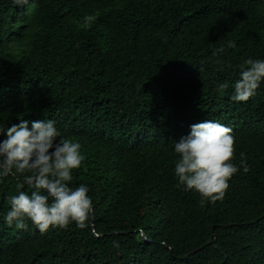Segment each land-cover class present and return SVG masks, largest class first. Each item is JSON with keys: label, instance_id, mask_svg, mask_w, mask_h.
I'll return each instance as SVG.
<instances>
[{"label": "trees", "instance_id": "16d2710c", "mask_svg": "<svg viewBox=\"0 0 264 264\" xmlns=\"http://www.w3.org/2000/svg\"><path fill=\"white\" fill-rule=\"evenodd\" d=\"M248 58L264 59V0H0V126L54 120L94 204L83 229L18 230L9 197L33 189L0 178V264H264V82L231 98ZM208 119L248 167L215 202L174 175L175 141Z\"/></svg>", "mask_w": 264, "mask_h": 264}, {"label": "clouds", "instance_id": "9594fccd", "mask_svg": "<svg viewBox=\"0 0 264 264\" xmlns=\"http://www.w3.org/2000/svg\"><path fill=\"white\" fill-rule=\"evenodd\" d=\"M92 19L87 18L88 26ZM235 47L230 41L213 50L212 55L218 57ZM262 82L264 59L244 60L239 79L232 85V100L247 102ZM0 136L4 137L0 139V178L22 175L24 183L33 189L30 194L19 190L9 197L10 208L3 215V223L27 231L31 221L41 234L50 228L67 229L73 222L81 229L87 227L94 211L89 187L70 186L73 170L80 168L85 159L81 144L63 138L52 119H20L11 126H0ZM234 144L232 130L219 121L208 119L189 125L188 134L175 141L173 148L179 157L174 165L178 184L185 191H196L208 202L222 200L231 177L241 167L248 171L245 160L239 165L232 162ZM113 244L119 248L118 242Z\"/></svg>", "mask_w": 264, "mask_h": 264}, {"label": "water", "instance_id": "95a60500", "mask_svg": "<svg viewBox=\"0 0 264 264\" xmlns=\"http://www.w3.org/2000/svg\"><path fill=\"white\" fill-rule=\"evenodd\" d=\"M93 217H94V215H93V213H92V218H93ZM214 237H215V235L213 234L212 237H211V240L208 242V244L213 243V241H214ZM201 248H203V246H201V247H199V248H197V249L191 251L190 253L193 254V253L197 252L198 250H201Z\"/></svg>", "mask_w": 264, "mask_h": 264}]
</instances>
